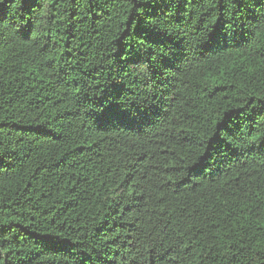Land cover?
Instances as JSON below:
<instances>
[{
  "label": "trees",
  "instance_id": "trees-1",
  "mask_svg": "<svg viewBox=\"0 0 264 264\" xmlns=\"http://www.w3.org/2000/svg\"><path fill=\"white\" fill-rule=\"evenodd\" d=\"M0 264H264V0H0Z\"/></svg>",
  "mask_w": 264,
  "mask_h": 264
}]
</instances>
